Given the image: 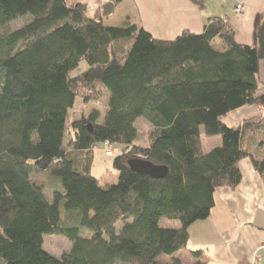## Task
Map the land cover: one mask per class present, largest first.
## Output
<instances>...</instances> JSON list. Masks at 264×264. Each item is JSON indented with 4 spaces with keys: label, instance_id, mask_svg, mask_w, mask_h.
I'll return each mask as SVG.
<instances>
[{
    "label": "trees",
    "instance_id": "16d2710c",
    "mask_svg": "<svg viewBox=\"0 0 264 264\" xmlns=\"http://www.w3.org/2000/svg\"><path fill=\"white\" fill-rule=\"evenodd\" d=\"M120 2L89 17L79 0H0V264H185L188 228L209 217L217 189L239 185L240 161L250 159L264 180V16L250 45L238 44L220 16L199 34L162 40L134 23L106 26ZM78 99L66 147L42 152L43 127L64 120ZM244 106L258 115L236 127L222 122ZM139 118L149 126L147 147L135 144ZM201 130L219 145L204 152ZM99 143L120 148L117 182L106 187L91 174ZM131 159L167 174L134 173ZM41 173L62 187L46 185L50 201L31 177ZM161 219L180 225L163 228ZM45 235L63 237L69 251L48 254ZM190 256L186 264H206L200 251Z\"/></svg>",
    "mask_w": 264,
    "mask_h": 264
},
{
    "label": "crops",
    "instance_id": "0c3cea01",
    "mask_svg": "<svg viewBox=\"0 0 264 264\" xmlns=\"http://www.w3.org/2000/svg\"><path fill=\"white\" fill-rule=\"evenodd\" d=\"M87 5L86 13L111 0H79ZM121 0L113 14L105 19L106 26L125 22L139 25L153 38L172 40L183 30L199 34L206 19L220 16L228 19L236 32L238 44L253 43L256 21L264 16V0ZM240 4L242 10L236 12ZM258 115L253 106H244L224 118L227 127H236L243 120ZM220 143L214 140L213 146ZM241 182L233 189L219 188L209 217L188 228L187 249L179 255L193 262L190 252L200 251L206 264H264V180L253 169L250 159L239 163Z\"/></svg>",
    "mask_w": 264,
    "mask_h": 264
},
{
    "label": "rangeland",
    "instance_id": "374dc122",
    "mask_svg": "<svg viewBox=\"0 0 264 264\" xmlns=\"http://www.w3.org/2000/svg\"><path fill=\"white\" fill-rule=\"evenodd\" d=\"M74 2V1H73ZM236 10V9H235ZM242 10V9H241ZM236 11V12H240ZM30 20V15H26L25 17L18 18L14 20L7 28L8 31L17 29L22 27ZM130 23V22H129ZM217 44V43H216ZM85 69L84 63H81L75 70L72 71L71 75H76L81 73ZM263 93V88L261 83H258V95ZM107 92H103V97L101 99V105H106L107 102ZM90 105H87L89 108ZM83 108V103L80 99H78L71 111H69L68 116L58 123L54 124L55 126L47 125L43 127L42 136H44L42 143L40 144L42 152H54L59 147H66L67 142L69 140V130L71 129L70 122L74 119H77L81 115V111ZM91 108V107H90ZM103 109L101 108V112ZM135 127L137 128L138 132V139L135 144L141 147L148 146V131L149 126L146 122L139 118L135 122ZM46 133L47 135H44ZM219 139V136H206L203 131L201 130V139L203 143V150L204 152L212 149L214 140ZM219 145V144H218ZM107 151H112L110 156H107L105 153ZM120 153V148L116 144H112L106 147L104 144L99 143L96 145L95 149L93 150L92 154V163H91V174L99 179V185L102 187H106L111 184H115L117 182V174L115 169L113 168V159ZM32 180L35 179L38 182L43 183L44 191L46 194L47 199L51 200V194L49 193L48 184H54L58 191L62 189L61 185L58 181L48 174L41 173L38 175H32ZM180 224L177 221H170L167 219H161L160 226L163 228H175L178 227ZM0 233L2 231L0 230ZM80 235L83 237H89L91 235V231L88 229H81ZM43 249L50 255L59 258L60 255L64 252L69 251L70 243L65 240L61 236L56 235H45L43 236ZM180 256V255H179ZM182 261L186 264L188 259L187 257H182ZM162 260L167 261L168 259L162 258Z\"/></svg>",
    "mask_w": 264,
    "mask_h": 264
},
{
    "label": "water",
    "instance_id": "95a60500",
    "mask_svg": "<svg viewBox=\"0 0 264 264\" xmlns=\"http://www.w3.org/2000/svg\"><path fill=\"white\" fill-rule=\"evenodd\" d=\"M127 165L132 172L147 175L154 179H162L167 174L165 166H157L141 159L128 160Z\"/></svg>",
    "mask_w": 264,
    "mask_h": 264
},
{
    "label": "built area",
    "instance_id": "2783aa9c",
    "mask_svg": "<svg viewBox=\"0 0 264 264\" xmlns=\"http://www.w3.org/2000/svg\"><path fill=\"white\" fill-rule=\"evenodd\" d=\"M235 9H236V11H239V10L242 9V6H241L240 4H238V5L235 7ZM106 155H107V156H110L111 153H110V152H106Z\"/></svg>",
    "mask_w": 264,
    "mask_h": 264
}]
</instances>
